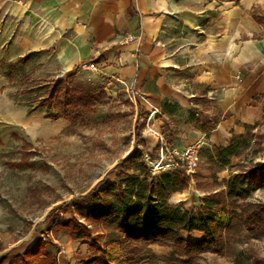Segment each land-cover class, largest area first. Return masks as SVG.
<instances>
[{
  "label": "crops",
  "instance_id": "0c3cea01",
  "mask_svg": "<svg viewBox=\"0 0 264 264\" xmlns=\"http://www.w3.org/2000/svg\"><path fill=\"white\" fill-rule=\"evenodd\" d=\"M126 34L139 38L120 47ZM45 52L63 74L95 62L107 79L132 84L150 107L142 140L155 157L158 137L178 152L211 151L264 118V0H0V60ZM164 103L177 112H162ZM53 241L57 264L86 259L78 241Z\"/></svg>",
  "mask_w": 264,
  "mask_h": 264
},
{
  "label": "rangeland",
  "instance_id": "374dc122",
  "mask_svg": "<svg viewBox=\"0 0 264 264\" xmlns=\"http://www.w3.org/2000/svg\"><path fill=\"white\" fill-rule=\"evenodd\" d=\"M9 64L0 60V257L25 251L37 238L50 239L49 246L58 236L70 238L53 234L56 224L70 218L64 205L114 181L127 167L119 163L135 147L136 132L143 141L151 130V113L145 109L150 107L137 96L135 87L107 79L101 68L93 73L77 66L63 74L48 52L30 55L25 64L12 70ZM68 77L85 87L103 89L107 99L92 110L63 111L55 103L49 108L39 107L37 102L50 83ZM164 137H158L157 157L145 151L144 142L138 148L143 155L151 153L155 164L148 167L150 172L157 175L177 171L187 179V189L175 195L178 200L174 196L168 199L170 205H181L187 212L195 213L203 200L226 191L235 174L264 163V118L235 136L240 138L238 147L227 165L220 166L211 157L214 149H200L198 166L191 174L177 157H173L174 166L166 167L170 163L167 151L172 148ZM244 189L247 194L237 200L238 212L264 205V188ZM97 231L102 230L98 227ZM222 235L225 254L219 258L200 257L194 264H264V235L249 232L239 221ZM74 241L85 245L86 259L69 264H94L93 258L99 255L88 248L87 242ZM61 251L56 249L53 254ZM150 251L140 264H176L167 262L170 253Z\"/></svg>",
  "mask_w": 264,
  "mask_h": 264
},
{
  "label": "trees",
  "instance_id": "16d2710c",
  "mask_svg": "<svg viewBox=\"0 0 264 264\" xmlns=\"http://www.w3.org/2000/svg\"><path fill=\"white\" fill-rule=\"evenodd\" d=\"M252 17L262 22L255 14ZM36 54L18 59L9 64V68L25 64L30 55ZM69 78L50 83L38 106L49 108L55 103L63 111L92 110L107 99L103 89L85 87ZM173 108L164 103L162 112L171 113ZM216 123L215 120L206 123L203 129L210 131ZM238 139L232 136L226 147L214 149L211 157L217 164H228L236 153ZM135 143L133 150L119 163L132 172L123 168L114 181L65 204L64 211L70 218L54 226V235L63 234L72 240L87 242L88 248L99 255L93 258L94 264H140L145 254H150L152 245L170 248L166 259L170 263L194 264L204 254L222 257L226 250L222 232L235 221L241 222L249 232L264 235V205L237 211V200L247 194L244 188H264V163H256L235 174L226 191L209 196L191 213L184 211L181 205L168 203L173 194L187 189V179L177 171L153 175L138 148L139 143L143 144L139 131ZM98 227L102 231H97ZM193 233L201 236H189ZM102 239L106 240L101 244ZM51 243L50 239L37 238L24 252L0 257V264H57V255L47 251Z\"/></svg>",
  "mask_w": 264,
  "mask_h": 264
},
{
  "label": "built area",
  "instance_id": "2783aa9c",
  "mask_svg": "<svg viewBox=\"0 0 264 264\" xmlns=\"http://www.w3.org/2000/svg\"><path fill=\"white\" fill-rule=\"evenodd\" d=\"M138 36L133 35V34H126L123 35L119 41L118 45L120 47L126 46L128 44H132L138 40ZM99 64L95 62H83L80 63L79 69L80 70H85V71H90L93 73H96L99 70ZM163 148L160 147V152H162ZM199 150H200V145L199 144H194L190 145L186 148H184L181 151H176L175 149H170L167 151V154H169L170 157V163L166 164V167L174 166L172 161L173 157H177L179 162L181 163V166L185 168L186 172L191 174L193 173L197 166H198V155H199ZM143 161L145 165L149 168H153L155 162L151 157V153H146L143 155ZM177 166V164H175ZM152 171V170H151ZM152 174H155L153 171L151 172Z\"/></svg>",
  "mask_w": 264,
  "mask_h": 264
},
{
  "label": "bare ground",
  "instance_id": "6f19581e",
  "mask_svg": "<svg viewBox=\"0 0 264 264\" xmlns=\"http://www.w3.org/2000/svg\"><path fill=\"white\" fill-rule=\"evenodd\" d=\"M174 200H176V201H177V200H178V197H177V196H174Z\"/></svg>",
  "mask_w": 264,
  "mask_h": 264
}]
</instances>
